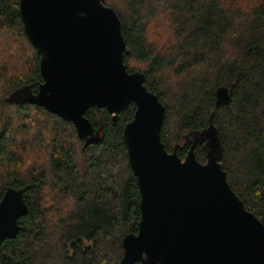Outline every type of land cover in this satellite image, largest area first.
<instances>
[{"label":"trees","instance_id":"trees-1","mask_svg":"<svg viewBox=\"0 0 264 264\" xmlns=\"http://www.w3.org/2000/svg\"><path fill=\"white\" fill-rule=\"evenodd\" d=\"M104 5L120 20L127 72L142 73L165 108L160 140L166 151L176 146L184 159V137L206 129L211 118L228 185L264 225V0ZM154 26L166 33L159 45L150 34ZM0 42L10 48L9 58L0 53L6 55L0 61V200L7 188L22 190L28 208L16 237L0 243V264H121L122 239L136 234L140 221L123 143L135 105L115 121L106 109L87 110L101 140L84 147L70 122L9 101L25 87L35 93L42 82L19 0H0ZM220 88L229 97L218 104ZM195 155L205 162L202 144Z\"/></svg>","mask_w":264,"mask_h":264},{"label":"water","instance_id":"water-1","mask_svg":"<svg viewBox=\"0 0 264 264\" xmlns=\"http://www.w3.org/2000/svg\"><path fill=\"white\" fill-rule=\"evenodd\" d=\"M24 32L39 56L42 82L9 96L70 122L84 147L101 140L85 118L106 109L115 121L130 104L123 128L129 167L139 190L136 234L122 239L121 264H264V225L231 190L222 168L223 149L211 118L201 132L186 135L184 159L160 140L165 108L128 73L129 54L116 12L104 0H19ZM228 90L217 91L224 103ZM203 145L205 162L196 159ZM28 208L22 190L7 188L0 200V243L14 239Z\"/></svg>","mask_w":264,"mask_h":264},{"label":"rangeland","instance_id":"rangeland-1","mask_svg":"<svg viewBox=\"0 0 264 264\" xmlns=\"http://www.w3.org/2000/svg\"><path fill=\"white\" fill-rule=\"evenodd\" d=\"M160 27H162V26H160ZM161 30H163V29L161 28ZM161 30L158 31V27L154 26L151 28V31H150L151 32L150 34H151V36H153V39H156V37H157V39H156L157 45H159L160 43L163 42L162 37L164 36V34H166L165 32H163ZM1 43L2 42H0V53L4 54L5 52L8 51V53L6 55H7V58H9L10 48L7 50L5 47H3V45ZM6 55H4L3 57H0V59H1L0 61H3V59L6 57ZM13 56L14 55L11 54V57H13Z\"/></svg>","mask_w":264,"mask_h":264}]
</instances>
